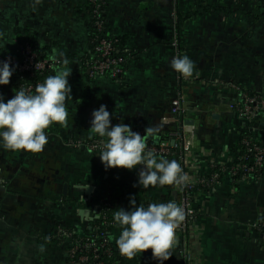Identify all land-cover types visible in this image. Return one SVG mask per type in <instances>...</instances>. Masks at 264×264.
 Masks as SVG:
<instances>
[{"label":"crops","instance_id":"obj_1","mask_svg":"<svg viewBox=\"0 0 264 264\" xmlns=\"http://www.w3.org/2000/svg\"><path fill=\"white\" fill-rule=\"evenodd\" d=\"M199 6L202 13L192 15ZM88 0H0V48L13 50L26 30L52 62L54 75L69 61L72 98L66 100L67 125L45 130L44 150L0 148V264H67L59 229L87 233L100 202L115 183L123 208L130 200L175 201L180 188L143 189L141 166L105 170L100 153L76 140L94 136L92 112L106 105L112 124L133 131L155 129L147 138L167 142L179 126L172 101L183 91L192 111L194 162L205 175L213 163L234 158L246 134L264 142V114L251 128L233 110L237 88L264 93V9L260 0H110L112 34L124 40L129 60L121 79L91 78V18ZM181 24L178 26V21ZM194 63L188 80L170 67L175 43ZM14 73L0 86L5 102L15 95ZM234 85L235 88L232 87ZM159 159V158H158ZM169 161L173 158H165ZM135 185V186H134ZM198 219L189 233L192 264H264V239L252 223L264 215V172L260 180L224 174L212 190L199 191ZM120 235L114 231V238ZM173 255L164 264H185L176 235ZM152 250L132 264H158Z\"/></svg>","mask_w":264,"mask_h":264},{"label":"clouds","instance_id":"obj_2","mask_svg":"<svg viewBox=\"0 0 264 264\" xmlns=\"http://www.w3.org/2000/svg\"><path fill=\"white\" fill-rule=\"evenodd\" d=\"M40 2L35 0L36 4ZM63 65L56 75L38 84L34 94L21 89L7 102L0 94V148L39 153L48 143L45 130L54 123L67 125L66 100L72 98L68 77L72 68L67 60ZM170 67L184 78L192 77L194 72V63L187 55L172 58ZM14 72L15 66L9 60L0 61V86L8 85ZM91 115L90 129L93 135L101 138L99 157L105 170H133L139 165L138 184L143 189L187 185L190 177L176 160L158 159L156 153L147 150L144 135L133 131L130 125H113L106 105H100ZM145 132L151 136L155 129L146 128ZM113 219L122 229L116 239L121 256L131 260L137 253L151 249L153 259L164 264L173 255L176 230L184 221L185 212L175 201L145 207L137 206L131 199L129 208H119Z\"/></svg>","mask_w":264,"mask_h":264},{"label":"built area","instance_id":"obj_3","mask_svg":"<svg viewBox=\"0 0 264 264\" xmlns=\"http://www.w3.org/2000/svg\"><path fill=\"white\" fill-rule=\"evenodd\" d=\"M88 2L96 5L93 20L96 29L101 32L104 24L97 16L102 0H88ZM115 50L113 42L105 38H99V43L95 48L96 55L87 62L91 78H119L122 76L124 68L121 65L124 62V58H116L114 56ZM174 57H181L178 42L175 43ZM3 60H9L15 66L14 78L17 84V86H14L15 91L24 89L31 94L35 93L36 86L42 82L25 84L22 82L23 79H26L25 74L33 77L34 74L38 72L42 73L53 65L49 59L40 60L37 53L28 44L16 45L12 52L0 54V61ZM180 79L188 80L190 78H184L180 75ZM232 87L235 88L234 85ZM236 90L239 92V97L233 103L232 108L240 116L244 124L251 128L264 114V93H253L240 88ZM171 110L180 123V126L169 134L171 141L154 143L147 138L143 130L135 132L144 135L147 150L156 153L157 158H172L173 156H177L183 172L187 173L190 177L187 185L180 188L181 197L177 205L184 210L185 219L176 230V235L180 237L182 242V256L185 264H192L191 250L188 242L190 230L198 219V209L195 205L197 192L212 190L220 182L224 174H229L235 180H260L264 172V147L259 145L260 141L253 135L246 134L240 140V144L242 145L240 150H244V154L234 156V158L223 164L213 163L207 174H199L193 155L194 134L191 127L186 123L192 108L190 101L183 91L172 101ZM172 141H174V144H172ZM100 143L101 138L96 135L74 142L76 146L81 147L86 145L98 153H100ZM136 205H143V202H138ZM94 207L95 213L102 216L105 220L106 215L103 211L111 210L113 205L109 198H104L96 203ZM114 224L110 223V225ZM251 225L262 234L264 239V218L257 220ZM74 234V232H68L69 237H72ZM78 235L69 244L68 264H115V262L108 263L102 259L103 255H107L109 258L112 257V251L106 246L109 240L104 236L101 227L96 226L94 231ZM97 237L104 238V241L98 243ZM111 244L118 250L116 241H113Z\"/></svg>","mask_w":264,"mask_h":264},{"label":"trees","instance_id":"obj_4","mask_svg":"<svg viewBox=\"0 0 264 264\" xmlns=\"http://www.w3.org/2000/svg\"><path fill=\"white\" fill-rule=\"evenodd\" d=\"M260 1L262 3V7L264 9V0H260ZM109 3H110V0H102L101 6L98 9L99 14H98L97 17L104 24L103 30L101 32H99L96 29V27L94 25V20H93V18H94V10L96 8V5L95 4H91L90 2H88V10L90 12L89 15H90V18H91V21H92V23H91V35H90V50H91L90 56L93 57L94 55H96L95 48H96V46L99 43V38H105V39L113 42L114 47L116 48V50L114 52V56L116 58H124V62L121 65L124 68V73L119 78H112L113 80H118V79H121L123 77V75L125 74L126 66H127L128 62H129V60H127V58H126V52H125V49H124V40L122 38L114 36L112 34L111 29H110V24H109L108 17H107V9L109 7ZM203 7L204 6H199L198 10L193 12L192 15L201 14L202 10H204ZM177 21H178V26H180L181 19L177 20ZM16 40H17V46H19V45H27L28 44L32 48V50L37 53V55H38L40 60L47 59L46 53H44V51H42L43 49L41 50V49L38 48L34 38L26 30H24V29L19 30L17 32V34H16ZM179 48H180V51H181V45H179ZM9 52H12V50L4 49V48L0 49V54H7ZM25 75H26L25 76L26 79L25 80L23 79L24 81L22 80V82L25 83V84L36 83V82H42L43 83L48 76L54 75V72H53V70L46 69L42 73L38 72V73L34 74L33 77H29V74H25ZM14 85L17 86L16 83ZM168 139L170 140L169 135L167 136V140ZM259 145L264 147V142H259ZM241 146L242 145L239 142V145H238V147H237V149L235 151V156H239V155L244 154V150L243 151L240 150ZM172 158L178 162L177 156H173ZM110 184H111V186H110L111 189L105 195L104 198H109L110 199V201H111V203L113 205V208L111 210H104L103 211V213L106 215V219L105 220L102 218V216H99V215L96 214L94 216L93 220L91 221V228H90V230L88 232L94 231L95 227L99 226V227H101L102 232L104 233V236L106 237V239L108 238L110 244L107 243L106 246L108 248H110V250L112 251V257L109 258L107 255H103L102 259L104 261H106L108 263L115 262V264H132L134 261L135 262L137 261V257H134L133 259L130 260L127 257L121 256V254L116 249V247H114L111 244L113 241H116V239L114 238V231L115 230H119L120 233L122 231V229L114 221L113 216H114V213L119 210V208H123V207L121 205L120 198L115 193V183L112 182ZM168 202L169 201H162L160 203H168ZM152 203H158V202L157 201H153V200L143 201V205L145 207H147L149 204H152ZM101 204H102V202H101ZM125 209H128V208H125ZM261 218L263 219L264 215ZM110 223H115V224L114 225H110ZM70 232H74V231L71 230ZM74 233L75 234L72 237H70V242H73V240L79 236L78 233H76V232H74ZM103 239L104 238H99V237L96 238L98 243L103 242L104 241Z\"/></svg>","mask_w":264,"mask_h":264},{"label":"flooded vegetation","instance_id":"obj_5","mask_svg":"<svg viewBox=\"0 0 264 264\" xmlns=\"http://www.w3.org/2000/svg\"><path fill=\"white\" fill-rule=\"evenodd\" d=\"M76 146V145H75ZM85 147H87L86 145H84ZM70 229H59L56 233V235H54V238L57 239L58 241L65 243L66 244V258H67V262H68V249H69V244H70V237L68 235V232H70ZM64 232V233H62ZM68 264V263H67Z\"/></svg>","mask_w":264,"mask_h":264},{"label":"water","instance_id":"obj_6","mask_svg":"<svg viewBox=\"0 0 264 264\" xmlns=\"http://www.w3.org/2000/svg\"><path fill=\"white\" fill-rule=\"evenodd\" d=\"M172 144H174V141H172Z\"/></svg>","mask_w":264,"mask_h":264}]
</instances>
